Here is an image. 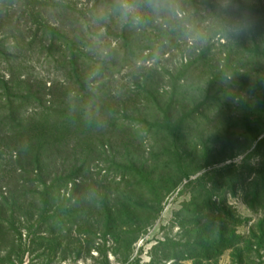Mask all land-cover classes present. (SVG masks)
I'll list each match as a JSON object with an SVG mask.
<instances>
[{
    "label": "rangeland",
    "instance_id": "rangeland-1",
    "mask_svg": "<svg viewBox=\"0 0 264 264\" xmlns=\"http://www.w3.org/2000/svg\"><path fill=\"white\" fill-rule=\"evenodd\" d=\"M1 196L24 264H264V0L0 3Z\"/></svg>",
    "mask_w": 264,
    "mask_h": 264
},
{
    "label": "trees",
    "instance_id": "trees-1",
    "mask_svg": "<svg viewBox=\"0 0 264 264\" xmlns=\"http://www.w3.org/2000/svg\"><path fill=\"white\" fill-rule=\"evenodd\" d=\"M14 0H4L1 1V8L4 9L5 7L11 5ZM218 2V1H217ZM239 2H237L238 4ZM222 5L221 3H218ZM242 7H245L244 4H239ZM158 204H150L147 206V210H151L159 207ZM200 208V206H197ZM32 206L31 205H19L15 201L11 199H7L5 197H0V264H24V255L27 251L25 249V245L23 243V233L27 232L29 237H31L34 233L32 232L34 229V225L31 224V212ZM131 212L129 208H124L123 210H118V215L115 217L109 214L105 219L104 222H98L97 225H101L102 227L96 228V232L91 233L93 237H97L98 234L102 232L105 235H111L115 239H119V233L124 235H135L139 230L140 224H135L134 221L130 217H124V214L121 212ZM30 215V216H29ZM149 223V222H148ZM214 224H211V227ZM148 227L147 222L144 223V228ZM210 227L207 226V228ZM214 227V226H213ZM90 234V233H89ZM221 234V233H220ZM99 236V237H100ZM139 237V236H138ZM137 239V238H136ZM201 241L204 243L208 251L211 253H218L219 255L224 252V250L228 249L231 243L229 238H226L222 234L214 237L213 231L210 234L203 232L201 236ZM42 242H44V247L46 242L49 244L55 243L58 241L55 239L50 238H40ZM47 244V245H48ZM43 245V244H41ZM46 246L51 253H56L58 250L54 246ZM41 247V246H40ZM43 247V248H44ZM213 254H209L207 259H212ZM165 259L168 258H176L175 254H166L164 255Z\"/></svg>",
    "mask_w": 264,
    "mask_h": 264
}]
</instances>
